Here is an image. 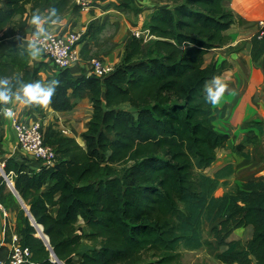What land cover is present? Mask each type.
<instances>
[{
	"label": "trees",
	"instance_id": "1",
	"mask_svg": "<svg viewBox=\"0 0 264 264\" xmlns=\"http://www.w3.org/2000/svg\"><path fill=\"white\" fill-rule=\"evenodd\" d=\"M223 1L159 0L162 6L146 26L149 46L133 37L121 65L109 75L75 78L67 68L46 81H59L49 103L53 111L69 110V97L87 91L92 115L83 146L52 126L44 130L57 169L27 171L12 158L3 162L34 219L30 223L25 216L18 232L31 262L55 264L36 237L46 240L45 234L63 264H182L180 248L216 251L221 264H264V181L230 185L232 164L212 175L205 172L228 142L214 127L217 109L205 102V85L228 68L226 61L204 63L209 50L230 43L226 32L236 20ZM40 3L47 4L48 16L52 9L55 16L79 10L75 0H5L0 32L13 27L0 39L22 31L26 6L34 11ZM16 16L21 19L15 21ZM251 44L256 62L264 56V36L254 35ZM23 55L13 50L0 57V77H9L13 93L17 77L38 81V69L29 71ZM248 125L264 136L263 123ZM257 141L246 137L232 149L248 158L245 145ZM221 187L227 190L216 195ZM4 188L0 178L1 204ZM205 224L212 240L204 239ZM247 226L253 227L249 240L227 241Z\"/></svg>",
	"mask_w": 264,
	"mask_h": 264
},
{
	"label": "crops",
	"instance_id": "2",
	"mask_svg": "<svg viewBox=\"0 0 264 264\" xmlns=\"http://www.w3.org/2000/svg\"><path fill=\"white\" fill-rule=\"evenodd\" d=\"M77 6H79L77 12L66 11L50 17L46 12L47 4L40 3L34 11L31 5H27V13L22 17L24 19L28 16L26 27L8 38L0 39V57L16 50L27 56L26 68L29 71L33 68L38 69V81L46 83L48 79L55 77L58 69L47 57L42 54L33 60L25 51L26 43L23 38L36 30L30 21L34 13H39L47 32L59 36L72 32L81 35L77 43L80 62L69 68L75 78L89 75V62L93 59L101 60L115 69L121 65L124 55L129 52L132 38L136 33L147 31L146 26L150 17L162 4L159 0H83V6L78 4ZM222 6L230 11L236 20L226 32L230 43L209 50L204 56V59L208 57V62L205 63L204 60V63L222 61L228 63L227 70L220 76L228 88L221 101L214 105L218 113L213 122L217 132L228 136V142L225 148L217 150L215 162L205 172L212 175L219 168L232 164L233 174L228 178V182L230 185L240 186L249 181H264V136H260L257 129L248 125L252 121L264 124V56H261L258 62H253L251 58V39L258 30V22L264 21V0H225ZM0 7H5V0H0ZM20 19L21 16H16L14 20ZM12 27L13 25L0 32V37ZM17 72L21 73V69L18 68ZM210 84L211 82H208L205 89ZM69 100L71 108L65 112L53 111L50 104L38 105L35 109L31 105L12 102L0 107V160L4 162L12 158L20 164H25L27 171H37L39 168V164L18 147L11 118L3 114L4 107L11 108L21 122L39 123L43 131L48 126L60 131L67 130L68 135L74 137L76 141L82 139L81 136L87 130L92 115L90 95L87 91H82L78 96H70ZM246 137L258 138L256 143L245 145L243 152L249 156L248 158L236 154L232 149L242 144ZM80 145L83 146L82 143ZM221 188L219 189L221 192L218 190L216 195L227 190ZM7 189L5 187L2 190L4 203H0L7 214L3 217L0 212L1 261L7 259L12 236H18L19 229L24 227V217L19 215L20 210L15 203V200L17 203L19 201ZM22 205L27 208L24 203ZM78 224L83 225V222L79 220ZM252 234V226L236 229L229 235L227 241H247ZM215 253L216 251L213 255ZM216 263L221 264L217 260Z\"/></svg>",
	"mask_w": 264,
	"mask_h": 264
},
{
	"label": "built area",
	"instance_id": "3",
	"mask_svg": "<svg viewBox=\"0 0 264 264\" xmlns=\"http://www.w3.org/2000/svg\"><path fill=\"white\" fill-rule=\"evenodd\" d=\"M75 2L83 6V0H75ZM47 38H42L39 41L43 49L42 54L47 57L57 69H67L75 66L80 62V53L77 49V43L81 35L77 32L68 33L65 36H59L51 32H47ZM140 33H136L135 37H139ZM257 38L261 39L264 36V21L258 22V30L256 32ZM151 37L149 31L145 32L144 39ZM33 39V32L25 35L23 41L27 44ZM89 75L97 77H105L109 75L114 68L104 64L101 60L93 59L89 62ZM13 111V110H12ZM11 117L12 127L15 133L18 147L27 153L33 160H35L39 167L48 166L54 167L55 164V150L53 147L44 143V131L39 123L28 124L21 122L15 112ZM63 135H68L67 130L61 131ZM4 163L0 162V178L3 180L7 188L13 193V182L10 176L6 175L3 170ZM57 169V168H56ZM14 194V193H13ZM15 195V194H14ZM0 212L3 217H6V210L0 205ZM31 253L28 248L22 247L17 235L12 236L9 253L5 261L0 260V264H37L30 261Z\"/></svg>",
	"mask_w": 264,
	"mask_h": 264
},
{
	"label": "clouds",
	"instance_id": "4",
	"mask_svg": "<svg viewBox=\"0 0 264 264\" xmlns=\"http://www.w3.org/2000/svg\"><path fill=\"white\" fill-rule=\"evenodd\" d=\"M50 16L56 15V9H52ZM30 23L35 26L33 32V39L28 41L25 51L33 60L42 55L43 49L39 44L42 38H47V29L43 26L42 17L39 13H34L31 17ZM18 87L13 93L9 85V77H0V106L8 105L12 102H20L26 106L30 105H48L51 102L53 95L56 92L58 80H50L46 83L40 81L25 82L17 77ZM228 85L219 76H213L211 84L207 87V96L205 102L210 104H218L222 96L227 90ZM4 116L11 118L14 113L11 108L4 107Z\"/></svg>",
	"mask_w": 264,
	"mask_h": 264
},
{
	"label": "rangeland",
	"instance_id": "5",
	"mask_svg": "<svg viewBox=\"0 0 264 264\" xmlns=\"http://www.w3.org/2000/svg\"><path fill=\"white\" fill-rule=\"evenodd\" d=\"M139 37L143 39V43L146 46H149L150 41H152V36L147 38V39H144L145 32L144 33H140ZM259 59L256 62H258ZM204 60H205V63L208 62V57L205 58ZM22 62L26 63V58L22 59ZM77 142H79L80 144L82 143V145H84L82 139H78ZM0 162L3 163L1 160H0ZM5 187L7 188L6 185H5ZM221 189L224 190L225 188L224 189L221 188ZM219 191L221 192V190H219ZM8 192H9V190H8ZM10 195H11V193H10ZM11 197H12V195H11ZM13 199L15 200V198H13ZM15 203H16V206L18 207V210H20L19 211V215H21L22 217H25L24 211L22 210L20 204L17 203L16 200H15ZM209 230H210V226L208 224H205L203 236H204V239H206V240H212ZM83 244L85 246H88V247H92L93 246V243L90 242V241H85ZM179 252L181 253L182 264H217L216 263V259H215L214 255H213L214 254L213 250H208L206 248H201L198 251H186V250H183L182 248H180Z\"/></svg>",
	"mask_w": 264,
	"mask_h": 264
},
{
	"label": "water",
	"instance_id": "6",
	"mask_svg": "<svg viewBox=\"0 0 264 264\" xmlns=\"http://www.w3.org/2000/svg\"><path fill=\"white\" fill-rule=\"evenodd\" d=\"M55 168H58V165H56ZM12 191H13V193L15 194V196L17 197V199H18V201H19V204L21 205V208H22V210L24 211L25 216L28 218V220H29L30 223H31V220L33 219V217L31 216L29 209L26 208L24 205H22L23 202H22V200L20 199V197L18 196V194L16 193V191L14 190V188H12ZM33 220H34V219H33ZM34 222H35V221H34ZM37 225H38V224H37ZM31 226H33V224H31ZM38 226L40 227L41 232H42V228H41V226H40V225H38ZM33 227H34V226H33ZM34 228H35V227H34ZM35 230H36V229H35ZM42 234H43V232H42ZM43 235L45 236V239H46V240L42 239L41 237H39V236H37V235H36V237L40 238V239L43 241L44 245L46 246L47 250L49 251V253H50V261H51L52 263H55V264H63V263H62V262L56 257V255L54 254L53 250L51 249V247H50V245H49V243H48V239H47L46 235H45V234H43Z\"/></svg>",
	"mask_w": 264,
	"mask_h": 264
}]
</instances>
